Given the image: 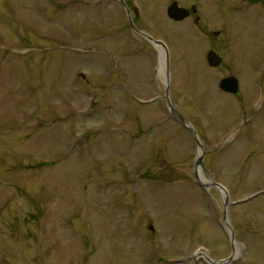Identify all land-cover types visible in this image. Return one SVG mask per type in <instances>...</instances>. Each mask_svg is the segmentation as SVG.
<instances>
[{"label":"rangeland","instance_id":"rangeland-1","mask_svg":"<svg viewBox=\"0 0 264 264\" xmlns=\"http://www.w3.org/2000/svg\"><path fill=\"white\" fill-rule=\"evenodd\" d=\"M125 1L167 46L170 101L211 179L230 202L250 197L225 209L224 264H264V0H176L197 22L170 19L171 0ZM160 59L117 0H0V264L230 255L223 194L193 175L198 147L162 97ZM227 74L235 95L217 87Z\"/></svg>","mask_w":264,"mask_h":264},{"label":"water","instance_id":"water-1","mask_svg":"<svg viewBox=\"0 0 264 264\" xmlns=\"http://www.w3.org/2000/svg\"><path fill=\"white\" fill-rule=\"evenodd\" d=\"M119 3L126 9V12H127V15H128V20H129V23L131 25V27L139 32L140 34H142L144 37H146L147 39H149L153 45H155L156 47H162L163 48V54L161 55V66L164 70V75H165V83L168 82L169 80V56H168V51H167V48L165 46V44L160 41V40H154L151 38V36H149L148 34L146 33H142L140 31H138L133 23H132V20L129 16V10L124 2V0H118ZM195 10V8H193V11ZM166 14L169 18L173 19V20H176V21H179V20H182L184 19L185 17H187L189 15V10L184 8V7H181L178 5V3L176 1H171L169 3V5L167 6L166 8ZM214 34H217V32H214ZM206 61L208 63L209 66H212V67H216L218 66L221 62H222V57L220 55H218L214 50H208L207 53H206ZM218 87L220 89H222L223 91H226V92H229V93H236L237 92V88H238V81L237 79L234 77V76H226V77H223L219 80L218 82ZM167 99V106L170 110V112L175 116L177 117L181 123L183 124L184 127H186L195 137L196 139V142H197V146H198V153H197V157H196V160H195V168L197 169L198 167H200L201 169H203V166H202V155H203V149H202V146L200 144V142L198 141L197 139V136H196V133H195V130L193 129L191 123L189 121H187L170 103L168 97H166ZM195 177H197L198 179V174H195ZM210 184L216 186L217 188H219L223 193H224V207H226L227 205V193H226V190L225 188L219 184V183H216V182H213L211 181ZM223 217H224V220L226 221V217H225V211L223 213ZM227 223V226L229 227L230 229V226L228 224V222L226 221ZM150 229H152V227L150 226L149 227ZM230 240H231V246H232V255L226 259H222V260H217V261H211L209 260L208 258H206L211 264H224L226 262H228L232 256L234 255V238H233V234H232V231L230 229Z\"/></svg>","mask_w":264,"mask_h":264},{"label":"flooded vegetation","instance_id":"flooded-vegetation-1","mask_svg":"<svg viewBox=\"0 0 264 264\" xmlns=\"http://www.w3.org/2000/svg\"><path fill=\"white\" fill-rule=\"evenodd\" d=\"M192 5V4H191ZM190 5V6H191ZM187 8H189V7H187ZM196 13H197V11L196 12H192V11H190V15L187 17V18H189V17H192V16H195V18H194V20L197 22V20H198V16L196 15ZM210 48H212V49H214L217 53H219V50H218V48H217V46H212V47H210ZM220 54V53H219ZM221 55V54H220ZM222 56V55H221ZM226 95H229V94H226ZM202 140H203V142H204V138H202Z\"/></svg>","mask_w":264,"mask_h":264},{"label":"bare ground","instance_id":"bare-ground-1","mask_svg":"<svg viewBox=\"0 0 264 264\" xmlns=\"http://www.w3.org/2000/svg\"><path fill=\"white\" fill-rule=\"evenodd\" d=\"M162 54H163L162 51H160V55H162ZM160 66H161V63H160ZM160 71H162V70L160 69ZM200 177H201V175H200ZM200 254L203 255V252H201Z\"/></svg>","mask_w":264,"mask_h":264}]
</instances>
